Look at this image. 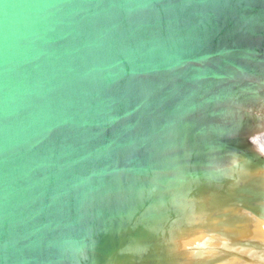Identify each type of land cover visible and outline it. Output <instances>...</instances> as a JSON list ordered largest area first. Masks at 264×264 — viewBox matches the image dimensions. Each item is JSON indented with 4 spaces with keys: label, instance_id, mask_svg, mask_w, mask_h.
Segmentation results:
<instances>
[{
    "label": "water",
    "instance_id": "95a60500",
    "mask_svg": "<svg viewBox=\"0 0 264 264\" xmlns=\"http://www.w3.org/2000/svg\"><path fill=\"white\" fill-rule=\"evenodd\" d=\"M0 264H264V0H0Z\"/></svg>",
    "mask_w": 264,
    "mask_h": 264
}]
</instances>
